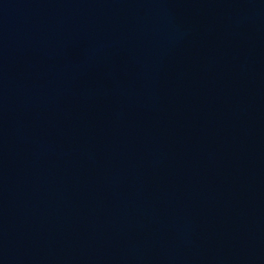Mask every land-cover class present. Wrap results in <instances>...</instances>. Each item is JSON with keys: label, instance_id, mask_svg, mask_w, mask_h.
Returning a JSON list of instances; mask_svg holds the SVG:
<instances>
[{"label": "water", "instance_id": "95a60500", "mask_svg": "<svg viewBox=\"0 0 264 264\" xmlns=\"http://www.w3.org/2000/svg\"><path fill=\"white\" fill-rule=\"evenodd\" d=\"M0 264H264V0H0Z\"/></svg>", "mask_w": 264, "mask_h": 264}]
</instances>
